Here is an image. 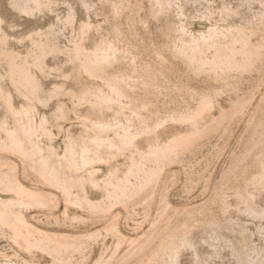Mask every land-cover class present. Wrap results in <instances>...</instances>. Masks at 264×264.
Returning a JSON list of instances; mask_svg holds the SVG:
<instances>
[{"label":"bare ground","instance_id":"obj_1","mask_svg":"<svg viewBox=\"0 0 264 264\" xmlns=\"http://www.w3.org/2000/svg\"><path fill=\"white\" fill-rule=\"evenodd\" d=\"M78 1V4L80 3L87 11L86 7H88L90 0ZM148 2L151 12L149 13L153 17L171 5L169 2L170 5L167 6L168 0H148ZM116 3L112 2L110 7L116 15L113 20H116L118 24V14L123 11L122 9L126 7L127 3L124 0ZM55 4H57L55 0H8L7 5L16 14L30 15L52 10L56 7ZM73 6L68 4L63 16H55L59 17L61 25L66 26L73 23L72 19L75 17ZM169 9L167 12L170 11ZM221 12L231 14L234 9L222 4ZM33 16L30 15V17ZM2 18L0 14V62L4 69L3 72H0V108L2 109L0 112V190L4 191L3 193L0 192V235L5 233L17 248L27 255L20 264H35L32 258L34 254L47 255L53 264H71L68 257H72L71 255L74 253L82 256L85 248L99 238L98 236L103 231L112 233L118 240L117 245L129 239L130 247L115 260L112 255L108 259L99 256V259L93 264H178L177 254L181 246H188L192 249L194 264H207L209 262H207L206 256L197 251V243L194 241L196 237L193 240L191 229L192 226H197L198 230L200 229L205 233L210 232L214 225L220 228L219 221L221 220H217L218 215L215 210L217 209L218 212L222 213L227 210L226 189L231 188L233 190L235 197L244 204V209L249 214L256 217L261 216L264 208L253 201L254 190L247 189L249 183L264 189V127L260 129L259 133H256V135L258 134L257 138L253 139L263 117L257 115V112L260 111L254 107L255 112H257H253L246 122L248 130H250L247 137V147L238 155L231 156V163L221 171V180L224 181V184L219 185L220 187L218 186L212 195L183 207L170 206L166 202L158 219L152 220L153 223L147 231L145 230L144 234L141 235L140 233L135 238H127L119 231L117 227L118 217L116 218L114 214L99 227L81 229L77 232L64 227L71 226L76 222L84 223L86 220L81 213L74 211L73 214H70L67 211L69 205L83 207L84 209H82L87 213V216L91 217L92 215L100 216L109 213L114 208L115 203L121 204L125 208L128 203H134L133 201L149 203L157 182L164 171L170 168L169 162L178 159L183 151H190L208 134L216 132L221 127L226 130L225 123H229L242 113V109L250 101V98L245 99V95H242L243 98L242 96L239 97L232 104L231 109H222L215 115L211 111L213 94L216 95L220 89L212 86L213 90L204 92V89L194 106L187 107L183 111L178 110L171 116H167L174 120L173 122L178 123L180 129L173 132L166 140H161L158 129L166 121V118L153 119L149 111V115L144 112L147 106L151 104L150 102L148 104L146 100H135L129 97L128 91L132 89L135 83L133 79L134 83L130 82V76L128 77L125 73L109 74L107 72L108 69L118 63L120 58L117 57V46L110 37H102L96 45L88 46L84 39L88 37L90 27L93 26L89 20L87 21L88 18L79 21L77 32L71 35L68 46L62 47L57 43L55 37L58 33L55 35V27L53 24H48L42 29L27 33L26 44L24 49H21L22 51L18 48V50L14 49L12 44L7 41L8 39L11 40L12 35H10L11 38L7 39V30L3 28ZM255 18L256 21L254 22L248 21L242 25H230L226 29L210 26L206 31L204 30L205 32L199 31L198 36L192 35V33L184 34L186 30L183 28V24L176 23L177 25L172 27V36L175 38L172 40H179L180 44L172 47L173 50L169 48V53L172 58V55H175L182 60L186 67L195 74L200 71L211 72V77L213 75V78L219 82L234 83L241 75L257 71L264 65V4H262ZM4 25L6 26V24ZM141 26L144 27V24ZM113 27L117 32V25L114 24ZM93 28L98 29V25ZM6 29H9V26ZM57 30L59 29L57 28ZM144 34L143 36H145ZM24 38L20 39L24 41ZM12 40L14 41V39ZM172 40L171 42H173ZM143 45L140 44L139 46L142 47ZM149 48L150 52H148L151 56L140 59L138 61L140 67L147 74L157 73L161 75L164 68V61L162 63V60L165 54L160 45H152ZM206 49L208 52L210 51L209 54H205ZM60 51L64 53L63 57L67 62L69 61L68 66L63 70L61 67L64 68V65H60L57 61L51 66V69L54 68L57 72L59 70L61 74L67 76L69 85L64 87V83L61 81L54 82L48 91H44L38 76L51 70L47 64L53 60L49 59L50 61L46 64V55L61 54ZM127 54L124 58L128 62L132 59L137 60L135 55ZM54 60L56 61V57ZM121 61L122 63L125 62L122 59ZM156 62L163 65L158 71L153 66V64L156 65ZM61 64H64V61ZM166 69V72L170 71L168 67ZM37 72L41 74L38 75ZM2 77L6 78L9 86L1 82ZM142 85L147 86L146 83H142ZM61 92L68 94L73 107L80 103H83L84 106L76 114L83 132H79L77 136L70 132L67 133L64 148L59 152L53 147L54 144L52 145V142L49 141L51 137L46 125L48 116L42 113L34 119L32 112L35 110L36 103L43 104L49 97L57 96ZM13 94L19 96L17 103L12 102ZM248 96L251 97L252 95L249 94ZM259 103L258 110L263 109L264 96ZM68 111L69 108L60 101L57 103L52 116L55 118L54 120L65 119ZM106 112L112 113V117L108 118ZM34 115H36L35 112ZM156 115L158 114L156 113ZM134 118L139 121L137 126H133L131 123ZM40 136L46 139L45 143L39 141ZM141 143H144L145 147H141ZM125 154L127 155L125 156L124 170L120 174L117 164L111 165V161ZM102 161L106 164L107 169L100 178V174L98 175L100 170H96L94 163L97 162L98 164ZM86 188H96L102 191V197L91 198L85 193ZM53 189H56V192ZM164 196L162 194L161 201L165 200ZM58 198L62 199L64 209L59 214H54V210L49 207ZM37 207L45 209L46 217L50 218L54 226L52 224L45 226L46 223L42 225L35 221L37 217H34V211ZM126 212L128 213L127 210ZM105 216L103 217L105 218ZM223 221L227 220L223 219L222 224ZM230 224L227 221V226L232 228L234 224ZM193 228L196 229V227ZM236 228L238 227L236 226ZM243 230L238 228L237 237L231 242L228 241L235 264H264V247L247 243L246 234ZM219 231L221 233L222 230ZM218 232L216 235H221ZM70 260L72 261V259Z\"/></svg>","mask_w":264,"mask_h":264},{"label":"rangeland","instance_id":"obj_2","mask_svg":"<svg viewBox=\"0 0 264 264\" xmlns=\"http://www.w3.org/2000/svg\"><path fill=\"white\" fill-rule=\"evenodd\" d=\"M55 1L57 4H55L56 7L54 6L55 8L52 9L53 11L48 10L46 12H36L37 14L33 13L34 16L33 14H30L34 17L33 18L30 17L29 14L23 13H17L19 14L18 17L15 11H11L9 5H7L8 0H0V14L3 17V28L7 30V39L11 38L10 35H12L11 40H7L9 41V44H12L11 46L14 47V49L18 48L20 50H23L26 44L28 32H32L36 29H42L48 24H53L56 29L55 35L58 33V35H56L55 37L57 43L62 47H66L70 44L69 41L71 35L76 34L79 21L81 19L88 18L87 21L89 20L91 26L93 25L92 27H90L87 35L88 37L84 39L87 42L88 46L96 45L102 37L112 38L117 46V57L120 58L118 59V63H116L112 68L108 69L107 72L109 74L125 73L128 77L130 76V82L134 83L135 81V87L133 86L135 89L132 87V89L128 91L129 97L135 100H146L148 104L150 102L151 106H147L144 112L146 113V115H149V111L150 116L153 119L166 118V121H164L161 127H159L158 129V135L159 138L161 137V140H166V138H169L173 132L180 129L178 123L173 122L174 120L167 116H171L172 113L174 114L178 110L183 111L187 107L194 106L197 103L196 101L199 100L198 96L203 93L204 89V92H206L207 90L210 91V89L213 90L214 87H219L220 89L218 90L219 92H217L216 95L213 94V105L211 107V111L215 115H217L222 109H231L232 104L237 101L239 97L241 98L242 95H245V99L250 98V101H248L249 103L247 102V104H245L244 108L242 109V113H240L229 123H225L226 130L221 127L220 129L223 128V132L222 130L218 129L216 132L208 134L206 137H203L195 147H193L194 149L192 148L190 151H183L178 156V159H176L178 161L174 160L171 161V163L169 162L170 168L164 171L159 181L157 182L154 188L152 199L149 202L150 204H145L144 202L136 200L138 202L133 201L134 203L132 204L130 202L125 208L121 204L118 205V203H115V205H113L114 208L109 213L104 214L106 215L105 218L103 217L104 215H92L91 217H88L87 213L83 210L84 208L81 206L74 207L73 205H69L67 207V211L70 214H73L75 211L79 214L81 213L86 218L84 223L76 222L71 226H64L74 232L81 231V229L85 230L92 227H99L103 225L109 218L115 215L116 218L118 217L117 227L119 231L127 238H135V236L137 237L138 235H140V233L141 235L142 233L144 234L153 223V221L158 219L159 213L161 212L163 207H165L166 202H168L170 206L183 207L187 204L199 202L204 197L212 195L219 185L222 186L224 184V181L221 180V171L227 168V166L231 163V156H233L234 154L238 155L240 152H242L243 149L247 147V137L250 130H248L246 122L248 120V117L253 114V112L256 113L257 111H260L257 112V115L263 117L262 122L257 127L253 135V139L257 138L258 134L256 135V133H259L260 129L264 127V107L260 110H258L257 108V106L260 104L259 102L262 96H264V65L261 67L263 70L259 68L262 72L258 69L257 71H254L252 73L243 74L238 77L239 79L237 78L234 83L232 82L233 84L230 82L229 84H224L223 81L219 82L218 80H215L213 78V75L211 77V72L208 73L205 71H200L195 74V72L186 67L185 63H183L182 60H180L175 55H172V58L171 54L169 53V48L170 50H173L175 45L180 44L179 40H172L175 39L173 38L174 36H172V27L174 25L182 23L184 26L183 28H185L186 30L185 31L183 29L185 31L184 34L192 33V35L198 36L199 31L203 30V32H205L210 26H215L217 28L219 27L220 29H226L230 25H242L246 24L248 21L254 22L256 21L255 15L259 12L262 4H264V0H168L167 6L171 4L169 6L170 9L166 7L162 13L157 15L158 17H153L152 15H150L151 12L149 11L148 0H124L127 4L125 3L126 7L122 9L123 11H121L120 14H118V24L116 20H113L116 15L114 14V12H112L113 9L110 7V4L112 2H117L116 4H118V2L120 3L122 0H90V6L88 5V7H86L87 11L80 5V3L78 4V0ZM68 4L72 6L74 5L72 9L73 15L75 12V17H73L74 19H72V24L63 26L59 22V17L65 14ZM222 4L230 6L232 9H234V12L231 14H223L221 12ZM167 9H169L170 11L167 12ZM35 15L38 16L36 17ZM57 15L59 16L58 18L55 17ZM10 23L12 24V26H10ZM4 24H6V26ZM114 24L117 25L119 32H115V28L113 27ZM143 24L144 27L141 26ZM95 25H98V29L100 30L93 28L95 27ZM168 25H170L171 27H168ZM8 26L9 29H6L8 28ZM71 26L72 29H70ZM57 28L59 30H57ZM167 29L168 31H170L168 32ZM143 34L145 36H143ZM136 37L141 38L138 40V38ZM20 38H24V41ZM12 39H14L15 42ZM170 39L173 42H171ZM144 40L148 41L145 42ZM16 41L18 42L16 43ZM20 41L23 43H21ZM140 44L144 45L141 47L139 46ZM152 45H160V48L165 54L164 59L162 60V63L164 61V68L161 72V75L164 77L157 73H145L140 67V63L138 62L143 57L147 58L151 56L149 53V47H151ZM165 48L166 50H164ZM207 50L208 49L205 50V54L210 53V51L208 52ZM60 52L61 54L57 53V55L59 54L60 56H57L56 54H50L51 56L49 54L46 55V64L53 59L51 63L49 62L47 64L48 67H50L49 69H51V66L54 63H57V61L60 65H64V68L60 66L63 70L68 66L67 64L69 63V61L67 62V60L63 57L64 53L62 51ZM168 53L170 54V56H168ZM121 54L122 56H120ZM126 54L135 55V58H137V60L132 59L133 63H131L132 60L128 62L127 59L124 58ZM47 56H50L51 58ZM55 57L56 61L54 60ZM121 57H123L124 59ZM121 59L125 62L122 63ZM63 61L64 64H61ZM0 64V72H3V64L1 62ZM155 64L156 65L153 64V66L156 67L157 71L158 69L160 70V68H162L163 66L161 63L159 64L156 62ZM166 67H168L170 71L166 72ZM53 70L54 68L49 70L47 72L48 74L42 73L43 75L37 72L38 75L41 74L38 77L41 81V86L44 91H48L52 87V83L54 82L61 81L62 83H64V87H67L69 85L67 76L61 74L59 70L58 72L56 69L54 71ZM164 71L166 74L164 73ZM59 73L61 74V76ZM45 74L46 76L44 77ZM42 76L43 78L41 79ZM62 76L67 78L65 79ZM152 81L153 83L151 84ZM1 82L6 86H9V83L5 77L1 78ZM142 83H146L147 86L142 85ZM223 85H226V87H224ZM211 86L213 88H211ZM66 94L64 92H61V94H56L57 96L52 95L43 104L36 103V106H34L35 110L33 109L34 111L32 112V117L34 119L38 118V116L42 113L48 116L46 125L50 132L49 136L51 137L49 138V141L52 142V145L54 144L53 147L59 152H61L64 148V140L66 139L67 133L70 132L71 134L77 136L79 132H83L80 125V120L76 117V114L82 110L84 104L80 103L79 105H75L73 107L68 94ZM247 94H251L252 96L249 97ZM18 97V95L16 96L15 94H13L12 102L17 103L19 100ZM60 101L64 102V104L69 108V111L65 116V119L61 118L59 120H54L55 118L52 116V113L55 110L57 103ZM254 107H256V112ZM1 110L2 109L0 108V112ZM261 110L263 111V113ZM34 112L36 115H34ZM156 113L158 115H156ZM106 114L108 118L112 117V113L106 112ZM135 119L136 118L131 120L133 126H137L139 124V121ZM40 137L39 141L41 143H45L46 139ZM140 146L145 147L144 143H141ZM127 154L122 155L121 157L119 156V158L117 157L113 161H111V165H113L114 163L117 164L120 174L124 170L125 156ZM9 156L12 157L10 154ZM100 162L98 164L97 162H95L94 167L96 168V170H100V173L98 171L96 172H98V175L100 174L99 177L101 178L102 175L106 173L107 166L103 161L102 163ZM247 189L251 191L254 190V195L252 198L253 201L264 208V189L253 184L251 185V183L247 185ZM53 190L56 192V189ZM85 191V193L88 194V196H90L91 198L102 197V191L97 190L96 188H86ZM0 192L3 193L4 191L0 190ZM162 194L165 195L164 198L166 201H161ZM58 199L56 200L58 204H56L55 202L53 204L54 206L52 205L54 208L52 206L49 207L54 210V214H59L64 209V203L62 199ZM225 200L228 204L227 210L224 213L218 212L217 209L215 210L218 215L217 220H221L219 221L221 224L220 228L214 225L212 226V230L210 232L205 233H203L200 229L198 230L197 226H192L191 229V232H194L191 233L193 234V240L196 237L194 241L197 243V251L202 253L203 256H206V260H208L207 262H209L207 264H235L233 256L230 253L228 241L231 242L237 237V234H239L237 231L238 228H242L243 230L244 227L243 232L245 231V238L247 240V243L262 248L264 247V211L262 212L263 214L261 213V216L258 215L257 217L249 214V212L244 209V204L235 197L231 188L226 189ZM44 210L45 209L42 207L35 208L34 217L37 218L36 220H34L36 222L38 221L37 223L39 224L45 225L44 223H46L45 226H49L50 224H52V222L48 216L46 217ZM126 210L128 211V213L126 212ZM223 219L229 221V223H231L230 225L234 224V226L236 225L238 228H236V226H232V228L229 225L227 226V221H223L225 224H222ZM47 220L49 221V223ZM193 227H196V229H194ZM219 230H222L221 233ZM217 232L221 235H216ZM3 234L0 235V264H20L22 262V259L26 258L27 255L24 254L22 250L18 249L14 242H12L5 233ZM98 237L99 238L91 242V244H89L85 248L83 255L80 254L82 256H79L78 253L72 254V257L69 256L68 260L70 261V263L93 264L96 260L99 259V256H102L104 259H108L111 255L115 260L118 256H121L123 252L129 249L128 247H130L129 239H126L125 241L117 245V238H115V236L110 232L103 231L102 234ZM178 252V264H194V253L191 248H189L188 246H181ZM32 258L35 264H53L49 257L45 254H34ZM70 259H72V261Z\"/></svg>","mask_w":264,"mask_h":264}]
</instances>
